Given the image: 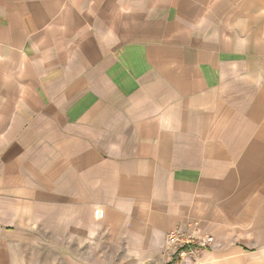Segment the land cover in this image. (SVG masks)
Wrapping results in <instances>:
<instances>
[{
	"label": "crops",
	"instance_id": "crops-1",
	"mask_svg": "<svg viewBox=\"0 0 264 264\" xmlns=\"http://www.w3.org/2000/svg\"><path fill=\"white\" fill-rule=\"evenodd\" d=\"M264 264V0H0V264Z\"/></svg>",
	"mask_w": 264,
	"mask_h": 264
},
{
	"label": "built area",
	"instance_id": "built-area-1",
	"mask_svg": "<svg viewBox=\"0 0 264 264\" xmlns=\"http://www.w3.org/2000/svg\"><path fill=\"white\" fill-rule=\"evenodd\" d=\"M216 246L214 234L204 230L198 220H190L167 232L165 264H201L203 253Z\"/></svg>",
	"mask_w": 264,
	"mask_h": 264
},
{
	"label": "rangeland",
	"instance_id": "rangeland-1",
	"mask_svg": "<svg viewBox=\"0 0 264 264\" xmlns=\"http://www.w3.org/2000/svg\"><path fill=\"white\" fill-rule=\"evenodd\" d=\"M164 255H165V252H164ZM165 257H166V255H165ZM166 259H167V257H166ZM202 262V261H201Z\"/></svg>",
	"mask_w": 264,
	"mask_h": 264
}]
</instances>
